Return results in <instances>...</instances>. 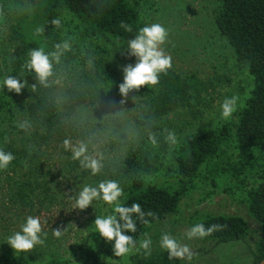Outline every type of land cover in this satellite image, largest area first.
Masks as SVG:
<instances>
[{
	"label": "rangeland",
	"instance_id": "1",
	"mask_svg": "<svg viewBox=\"0 0 264 264\" xmlns=\"http://www.w3.org/2000/svg\"><path fill=\"white\" fill-rule=\"evenodd\" d=\"M220 5V0H139L138 9L146 25L159 23L168 30V39L162 47L172 57L169 71L183 77L194 75L200 81L197 98L164 114L155 113L150 105L159 90L157 85L130 91L127 98L120 94L115 100L96 107L62 105H67V94L75 75L99 57L107 59L122 82V68L133 65L130 56L103 37L91 38L83 23L64 11L59 18L60 43L67 41L70 50H60L59 63L53 61V75L47 80L57 102L62 105L56 131L52 130L48 137L40 128L41 124L32 118L28 120L21 110L25 103L23 92L9 91L4 84L7 78L16 79L9 65L14 53L9 30L17 25L18 13L0 2V111L3 113L0 117L5 122L0 125V149L15 157L6 169H0V257L22 258L30 264H51L53 261L83 264L85 251L94 249L98 241L99 233L93 226L96 216L114 214V205L102 199L94 200L84 211L76 209L73 196L84 185L98 186L101 181L115 180V171L125 160L135 161L143 169L142 177L147 182L172 185L175 182L173 155L187 136L219 131L236 122L254 84L247 65L236 59L232 47L215 25ZM232 96L240 98L237 110L231 118L222 119L221 105L226 97ZM122 100L125 102L121 103ZM11 124L18 125L21 130V126H25L24 134L14 136ZM165 129L175 133V145L166 141ZM35 130L39 137L30 135ZM149 133L156 135V145L148 139ZM65 139H70L73 145L86 144L87 154L101 162L102 171L93 176L90 170L82 169L78 161L71 159V153L64 150ZM14 140L19 141L16 151L8 148ZM40 145L41 150L37 148ZM232 145L223 148L219 160L222 167L249 161V153L240 152ZM23 147L27 148L28 155L31 151H39V161L36 159L31 170L21 166L27 162V157L20 153ZM24 172L31 175L36 188L33 192V188L27 187L30 197H24L17 190L20 183L16 175ZM200 178L182 199L178 212L151 227L144 238L152 242L150 255L139 244L123 258L105 259L104 264H254L262 231L261 225L248 213L242 186L227 172L215 179L203 169ZM259 179L250 176L248 182L252 184ZM196 213L242 217L248 224V234L245 239L229 244L210 239L189 240L186 233ZM28 216L40 218L44 243L31 252L16 253L7 244V238L20 231ZM55 228L67 230L57 239L52 234ZM164 233L187 245L194 253L192 260H170L169 254L160 247Z\"/></svg>",
	"mask_w": 264,
	"mask_h": 264
},
{
	"label": "trees",
	"instance_id": "2",
	"mask_svg": "<svg viewBox=\"0 0 264 264\" xmlns=\"http://www.w3.org/2000/svg\"><path fill=\"white\" fill-rule=\"evenodd\" d=\"M2 6L18 13L17 25L10 29V40L13 51L9 65L12 73L21 84L24 96L23 113L41 124V129L49 137L60 121V108H75L82 105L96 107L115 100L121 93L119 85L123 82L119 73L111 67L104 56L99 57L88 68L79 71L67 94L66 102H57L51 83L39 82L34 71L24 66L30 60L32 50L43 48L46 53L57 51L55 45L60 43V27L51 24L66 11L85 26L86 33L92 38L106 39L107 43L128 55L136 63V58L128 52V41L135 38L140 28L146 26L139 12V0H0ZM220 10L215 18V25L234 51L236 59L247 65L249 75L253 77V89L245 106L238 112L234 124L225 125L219 131L193 133L186 137L180 149L173 155L175 182L172 185H160L147 182L143 177V169L133 160H125L117 168L114 179L122 185L121 205L130 207L139 203L142 210L151 211L154 215L142 223L138 216H133L136 232L126 233L140 244L150 232L151 227L166 216L175 214L180 209L182 199L194 187L195 181L201 179L203 169L217 179L221 173H232L233 178L246 193L248 213L260 225L262 236L254 253V264L264 261V0H220ZM131 26L128 32L121 24ZM43 32L37 34V28ZM12 32V34H11ZM101 54V53H100ZM99 54V55H100ZM200 81L194 75L181 76L168 71L160 74L158 92L150 101L155 113L164 114L175 107L185 105L198 97ZM3 113L0 111V116ZM0 125H5L1 120ZM14 136L22 135L18 125H10ZM29 134V133H26ZM37 135L39 132L34 131ZM43 135V134H42ZM41 136V134H40ZM8 147L18 149L19 141L14 140ZM40 141V140H38ZM240 152L249 153V161L230 164L222 167L221 154L225 145ZM37 148L43 149L40 145ZM28 155L23 147L20 153L27 157L23 168H33L39 156L37 151ZM29 164V167H28ZM27 166V167H25ZM258 177V181L250 184L249 178ZM18 178V179H17ZM19 194L30 197L29 189L33 178L28 172L16 175ZM43 186V179L40 182ZM39 192V190H38ZM29 195V196H28ZM203 223L207 229L213 224L222 225V229L203 238L215 240L219 244H229L246 238L249 228L246 220L239 216L210 215L196 213L192 226ZM124 257V256H123ZM113 253V243L104 240L100 234L94 249L84 253L83 264H104L105 259H121ZM0 264H30L17 257H0ZM51 264H70L68 261H53Z\"/></svg>",
	"mask_w": 264,
	"mask_h": 264
},
{
	"label": "clouds",
	"instance_id": "3",
	"mask_svg": "<svg viewBox=\"0 0 264 264\" xmlns=\"http://www.w3.org/2000/svg\"><path fill=\"white\" fill-rule=\"evenodd\" d=\"M51 24L56 28L61 27V20L55 18ZM122 28L131 32L132 28L129 25L121 24ZM37 34L43 32V28L36 29ZM168 30L159 23L146 25L139 29L135 38L128 41V52L136 58L135 65L129 64L122 68L124 74V82L119 85L121 95L127 98L130 91H139L143 86H156L159 83L160 74H167L172 68V57L163 49V45L168 39ZM57 51L46 53L43 48L32 50L30 52V60L25 64V68L34 71L39 82L44 84L50 76L53 75V61L59 63L60 55L63 51L70 50V44L67 41L57 43L55 46ZM9 91L21 93L25 86L19 80L7 78L4 81ZM238 96L225 98L221 105V118L229 119L237 110L239 101ZM122 100L121 103H124ZM22 130H26L25 126H21ZM167 133L165 139L171 144L177 143V138L174 132L165 129ZM148 139L153 145L157 144V137L154 133H149ZM65 151L71 153V159L78 161L80 167L84 170H90L93 176L98 175L102 171L103 165L101 162L89 156L87 145L79 143L73 145L70 139L63 141ZM15 159L12 153H6L0 149V169H6ZM123 195V189L115 180H104L99 182L98 186L84 185L73 199L75 200L74 207L80 211L88 209L92 202L97 199H102L106 204L114 205V214L105 217L96 216L94 221L95 232L109 243H113V253L116 257H123L129 254L136 248V241L131 235L126 233L136 232V223L133 216H138L142 223L147 224L146 216H153L149 211L145 213L139 203H133L130 207L123 206L119 203V198ZM92 226V227H93ZM222 225L213 224L207 229L203 223H197L190 227L186 236L189 240L194 238H206L214 232L222 229ZM62 228L53 229V236L57 239L61 238L64 232ZM42 224L39 217L28 216L26 222L21 225L20 231H17L7 238V244L16 253L31 252L37 245H42L44 240L41 239ZM46 236V233L44 234ZM151 240L141 239L140 248L144 249L147 254L151 252ZM160 247L169 254V259L184 260L187 258L192 260L194 253L185 245L179 243L171 235L164 233L160 240Z\"/></svg>",
	"mask_w": 264,
	"mask_h": 264
},
{
	"label": "water",
	"instance_id": "4",
	"mask_svg": "<svg viewBox=\"0 0 264 264\" xmlns=\"http://www.w3.org/2000/svg\"><path fill=\"white\" fill-rule=\"evenodd\" d=\"M258 264H264V261H262V262H260V263H258Z\"/></svg>",
	"mask_w": 264,
	"mask_h": 264
}]
</instances>
